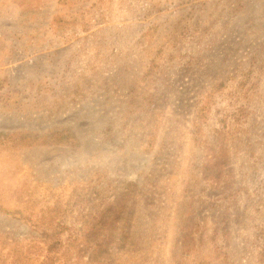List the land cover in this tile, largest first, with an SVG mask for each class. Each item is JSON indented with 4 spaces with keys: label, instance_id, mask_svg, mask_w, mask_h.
Here are the masks:
<instances>
[{
    "label": "rangeland",
    "instance_id": "1",
    "mask_svg": "<svg viewBox=\"0 0 264 264\" xmlns=\"http://www.w3.org/2000/svg\"><path fill=\"white\" fill-rule=\"evenodd\" d=\"M198 12L214 39L189 44L193 63L170 58L173 29ZM163 56L182 77L150 78ZM254 58L255 92L215 93L198 146L196 90L239 81ZM0 82V131L55 141L1 151L0 186H85L54 264H264V0H0ZM17 217L0 212V240L38 235Z\"/></svg>",
    "mask_w": 264,
    "mask_h": 264
},
{
    "label": "trees",
    "instance_id": "2",
    "mask_svg": "<svg viewBox=\"0 0 264 264\" xmlns=\"http://www.w3.org/2000/svg\"><path fill=\"white\" fill-rule=\"evenodd\" d=\"M192 1L193 0H189V2ZM193 17L194 21L191 23L179 25L173 29V37L168 39L170 46L174 49V52L169 55L170 58L172 57L174 59L175 54L178 52L181 53L182 50H185L184 55L187 56V59L184 61L186 63H193L197 60V58L189 55V44L194 42L198 43L200 42L199 40L211 41V39H214L205 36L210 31V27L213 26V22H207V20L204 21L199 12L193 15ZM157 29L158 26L151 27L150 30L143 35V38L146 41L156 38ZM159 48L163 49L161 46ZM156 57L157 56L151 57L150 64L156 60ZM162 60V65L158 67L160 70L154 74L155 77H150L152 80H164L168 75L166 79L168 81L172 72L180 71V75L182 77L187 71L184 66H178L171 70L172 66L177 64L180 65V62H175V64L167 66V57L163 56ZM254 62L255 64L252 65L249 70L245 68L240 72L239 81H236L235 77H221L217 81L200 86L199 89L196 90V97L194 99L195 108L191 112L190 128L194 134L195 143H197L198 146L205 142L204 136L206 133L204 127L209 119V111L213 107V101L218 95L221 96L220 98H225L229 94L233 95L239 91L243 100L247 102L249 100V93L255 92L256 86L252 77L254 75V68L258 67L255 58ZM162 69H170L171 71H169L168 74L167 71L163 72ZM227 79H231L233 81L235 84L234 90L236 92H231L230 89L227 88L225 83ZM2 88L3 86L0 82V90ZM22 90L24 89L15 91L17 97L16 102L21 99L23 95L21 92ZM40 90H42L40 87L30 88L28 89V95L33 96L32 93H35L36 98L37 93L40 98ZM215 93L216 97H214ZM149 95L151 94H148L147 97H149ZM6 96L7 95H5L4 91L0 93V98H4ZM235 114L238 116H246L248 114L247 103L239 104L236 107ZM48 133L49 132L33 133L32 130L23 128L0 131V152L9 150L10 147L21 148L33 146L38 143H55V141L44 139L46 138L45 135ZM84 188L85 186L79 189L72 188L68 196L59 198L61 190H58L55 187L51 188L50 186H47L44 192L41 191L42 193H40V195H35L36 192H38L36 186L31 185V183L27 180L19 182L18 185H16L15 181L12 180L11 183L0 186V212H8L10 214L17 215V218L25 220V222L34 227V229L38 232V235L32 237L33 239L29 238L28 241L25 242L19 239H13L12 242H8L2 238L0 240V264H54V252L58 250L59 245L63 242L60 234L64 228L67 227L64 220L69 218L74 206L80 204L81 207V204L84 201L81 193ZM44 196H49L51 198L46 205H43ZM45 226H47V229H45L46 231L42 228ZM87 229V227L84 229L80 228L78 232L79 234L72 239L71 242L69 241L68 244L72 245L76 243L81 245L80 236L83 233H86ZM37 244L39 246H37ZM36 246L38 249H36ZM4 247H7L6 253L1 251ZM23 249H27L25 253H23ZM51 252L54 255H50L49 253ZM57 260L58 257L56 258V261Z\"/></svg>",
    "mask_w": 264,
    "mask_h": 264
}]
</instances>
